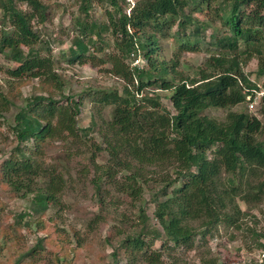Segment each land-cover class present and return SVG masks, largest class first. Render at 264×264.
Wrapping results in <instances>:
<instances>
[{
	"label": "trees",
	"instance_id": "16d2710c",
	"mask_svg": "<svg viewBox=\"0 0 264 264\" xmlns=\"http://www.w3.org/2000/svg\"><path fill=\"white\" fill-rule=\"evenodd\" d=\"M210 1L136 0L127 13L126 0H76L73 37L67 51L59 54L61 61L69 66L89 64L122 84L120 92L87 87L71 94L65 93L67 81L59 72V58L42 38L40 25L47 21L49 4L0 0V53L14 62L7 73L17 87L35 81L14 115L15 145L0 162V188L29 201L28 210L11 214V224L0 222V252L16 250L0 264H40L47 252L55 254L53 264H76L77 253L69 256L72 247L66 237L43 216L74 182L70 161L85 152L88 162L82 157L76 163L78 179L88 180L93 171L90 183L101 210L113 209V219L120 223L115 226L118 238L112 261L102 264H181L173 250L191 248L199 233L205 245V235L213 238L219 225L245 230L257 247L262 245L264 225L245 226L250 214L239 200L258 203L264 196V139L258 138L264 130V94L256 101L261 117L231 108L248 97L254 101L256 92L264 90V0H231L227 32L214 31L209 40L218 51L209 58L218 71L199 69L184 75L175 62L156 57L160 39L170 33L185 38V51L198 47L209 23L197 22L193 14ZM95 2L104 7L100 17L95 16ZM137 49L144 60L139 67L131 66L130 59ZM254 56L260 84L252 83L240 68V62ZM156 90L169 91L172 110L163 107ZM16 96L1 95L2 110L14 105ZM85 101L90 120L81 127ZM106 107H111L109 119L103 115ZM209 108L228 112L217 119L205 113ZM52 147L62 156L54 163L49 159ZM99 156L105 157L103 164L96 161ZM149 182L161 187L158 193L164 196L151 200L154 225L148 224L149 206L142 203ZM118 195L137 208L134 218L116 208ZM3 211L0 199V214ZM102 211L90 218L89 231L106 219ZM32 220L41 234L27 246L19 229H30ZM73 237L75 245H81L77 231ZM150 239L161 242L159 251ZM199 264L219 263L205 256Z\"/></svg>",
	"mask_w": 264,
	"mask_h": 264
},
{
	"label": "rangeland",
	"instance_id": "374dc122",
	"mask_svg": "<svg viewBox=\"0 0 264 264\" xmlns=\"http://www.w3.org/2000/svg\"><path fill=\"white\" fill-rule=\"evenodd\" d=\"M49 4V9L47 11V21L44 25H40L43 29L42 38L45 39L50 47L53 56L59 58L60 64V74H63L65 80L67 81L65 86V93L78 94L84 91L87 87L92 88H105L110 91L121 90V81L116 80L112 76L101 73L97 68H92L89 64L83 65H73L69 66L65 61H61L59 54L63 51H67L70 45L73 33L71 30L72 15L76 16V0H43ZM136 0H133V4ZM231 0H211L209 5L206 2L202 3L199 9H196L193 16L196 18L197 22L207 21L208 27L206 31L202 34V38L199 41L198 47H195L194 51H185L183 47V42H185L184 37H177L174 33H170L160 39V48L156 51V57L158 60H165L167 62H175L176 67L184 75H194L199 69H203L207 72H216L220 67L212 66L210 56L217 54L216 46L209 43L210 35L212 32H227L228 26L227 22L231 15L230 11ZM95 16L100 17L101 12L104 9L102 6H97L95 2L94 5ZM128 11V8L126 9ZM1 19V13H0ZM3 29L2 22L0 20V36ZM175 30V27L171 32ZM193 41V38H190ZM39 42L34 45V47H39ZM240 50L244 49V44L240 41ZM27 50L26 47H23ZM42 53H46L43 49ZM43 53V54H44ZM142 65L144 63L140 62ZM257 63L258 60L254 56L251 59H246V62H240L241 71L247 76V78L252 83L260 84L262 82V77L257 75ZM145 65V64H144ZM143 65V66H144ZM14 66V62L6 59V57L0 53V162L3 159L4 154H7L12 147L15 145L14 133L12 131V126L14 124V115L23 104L25 96H27L31 90V85L35 82L31 80L29 85H20L17 87L14 79L9 77L7 70ZM18 88V90H17ZM116 89V90H115ZM146 92V91H145ZM149 92V91H148ZM160 95L161 104L163 107L172 110L171 103L168 99L169 91L166 90H156ZM10 94H16L15 104L8 106V109L2 110V104L4 103L1 95L10 98ZM261 92H256V98L251 101V97H248L249 101L243 104L236 105L231 108V110L245 111L250 114H255L261 117L259 113L258 97ZM2 110V111H1ZM228 109L224 108H209L205 113L211 117L217 119H223ZM111 114V107H106L103 111L105 118L109 119ZM90 120V105L85 101L84 107L82 108L81 115L79 117V125L81 127H87ZM93 136L98 141V136L94 133ZM259 139H264V130L258 133ZM207 150L209 151L212 149ZM49 151V159L51 163L56 162L58 159H62V156H58V148L52 147ZM85 157L82 162L87 163L89 155L80 154L72 158L70 161V174L73 176L74 182L72 185L67 187L60 198L58 205L51 206L43 216V219L50 222L54 226L59 234H63L66 237V241L69 242V246L72 247L69 250V256L77 253L76 264H102V262L112 261V252L117 245V236L115 234V226H120V223L113 219V214L111 208L106 210H101L99 201L95 194V188L90 183V178L92 177L93 171L88 173V180L78 179L79 165L76 164L77 161ZM97 162L103 164L105 162L104 156H99L96 159ZM65 161H63L64 163ZM179 184H176L178 186ZM161 187L156 184L149 182L143 192V206L148 207L146 209L148 215V224L154 225L156 220L152 214L153 204L151 200L154 196H158L159 200L163 199L164 196L160 192ZM173 187H170L169 191ZM0 199L4 205L5 211L0 214V222L2 224H11L13 222V212H20L23 210H28L29 201L28 198H22L19 195H11L3 191L0 188ZM120 202L116 208L125 213L128 218H134L137 212V208L131 205L130 201L122 195H118ZM239 206L250 214L257 218V222L250 216L245 217V226L258 227L264 225V196L258 203H245L239 200ZM102 211L105 214L106 219L99 223L95 231L88 230V222L90 218L97 213ZM7 212H11L8 214ZM7 213L4 217V214ZM32 225L30 229L20 228V233L23 235V244L27 246H32L35 241L36 234L40 235L41 232L36 229L35 221H31ZM77 231L82 237L80 240L81 245H75V239L73 233ZM214 233V239L209 235H205V240L207 243L202 245L200 240L202 235L199 233L195 236V242L193 246L189 249L184 247H177L173 250L172 254L181 260V264H199L201 258H215L219 264H245L244 262L249 258H252L255 254L257 246L254 244L253 238L248 232L234 230L231 227H226L223 225L217 226ZM106 238L109 240L107 241ZM150 244L152 248L159 251L161 248V242L157 239H150ZM21 245V244H20ZM14 248L4 249L0 252L1 261H5L11 253L15 252ZM55 255L54 253H45L41 258L43 261L40 264H53L51 257ZM119 260L123 261V254L120 253ZM164 259H167L166 253L163 255ZM168 260V259H167Z\"/></svg>",
	"mask_w": 264,
	"mask_h": 264
},
{
	"label": "built area",
	"instance_id": "2783aa9c",
	"mask_svg": "<svg viewBox=\"0 0 264 264\" xmlns=\"http://www.w3.org/2000/svg\"><path fill=\"white\" fill-rule=\"evenodd\" d=\"M126 2H128L129 6H128V11L127 13H129L130 8L133 7V0H126ZM137 48V45H135ZM130 59H131V66H136L139 67L141 66L140 62H143V58L141 56V54L139 53V50L137 49L136 52H131L130 54ZM261 94H264V90L260 91ZM260 94V95H261ZM262 245L258 246L255 254L252 258H249L248 260H246L244 263L245 264H264V240H262Z\"/></svg>",
	"mask_w": 264,
	"mask_h": 264
}]
</instances>
